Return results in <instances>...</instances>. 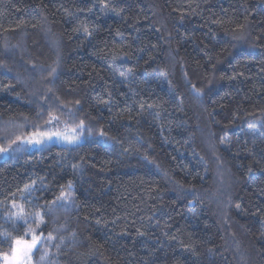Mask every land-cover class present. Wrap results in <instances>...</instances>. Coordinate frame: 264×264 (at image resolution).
<instances>
[{"label": "trees", "instance_id": "obj_1", "mask_svg": "<svg viewBox=\"0 0 264 264\" xmlns=\"http://www.w3.org/2000/svg\"><path fill=\"white\" fill-rule=\"evenodd\" d=\"M81 120L0 159V224L73 183L34 264H264V0H0V145Z\"/></svg>", "mask_w": 264, "mask_h": 264}, {"label": "snow or ice", "instance_id": "obj_2", "mask_svg": "<svg viewBox=\"0 0 264 264\" xmlns=\"http://www.w3.org/2000/svg\"><path fill=\"white\" fill-rule=\"evenodd\" d=\"M104 6L107 7L108 5L105 4ZM84 31L87 32V29L85 28ZM117 34L119 35L120 33ZM54 64L55 66L51 67V70L49 71V78L52 81L55 80L58 74L59 59H57ZM193 90L195 95H202L200 90L195 88H193ZM48 92H51V89H49ZM46 96L47 93L42 99H45ZM79 103V101H76L77 105H79ZM38 115H42V113H38ZM69 115H72L70 110ZM49 116L50 118L45 122L44 126L51 125L59 119L51 113H49ZM16 127L23 128V125H17ZM83 130V120L70 130L71 135L68 134L67 130L65 132L55 131L40 133L35 131L27 134L24 132L16 134L13 130L5 129L3 136L8 142L7 144L0 145V155L22 151L35 145H43L54 138L58 140L63 139L69 144L77 143L81 139L80 133H82ZM98 135L105 137L106 133L100 131ZM109 139L111 138L109 137ZM125 151H127V149H125ZM36 183V181H32L31 183L25 184L24 188L20 190L21 199L26 200L28 204H34L35 201L39 199L32 197V193L37 190L35 187ZM43 190L47 191V186H44ZM192 190L194 191V189ZM72 195L73 183L69 180L67 185L61 186L59 195L55 196L51 201L35 204V207L37 208L36 211H28L25 204L17 203L15 199H12L10 204L8 202H3L4 206L10 207L12 211L5 213L2 217L3 224H0V243L7 241L9 245L8 250L0 251V264H34L33 258L44 244H47L49 249L55 247L58 252L64 243L65 238L59 237L60 244L56 243L58 237L54 233L61 229H53L45 235L44 228L47 227V221L44 217L50 215L57 207H66L67 204L71 202ZM13 196H15V194H13ZM9 228L11 231H9ZM21 228L24 229L22 233L20 232ZM74 236L75 234L73 233V237ZM52 255L53 253L45 250L43 255L40 256V261L35 262V264H40V262L46 260L50 261Z\"/></svg>", "mask_w": 264, "mask_h": 264}, {"label": "rangeland", "instance_id": "obj_3", "mask_svg": "<svg viewBox=\"0 0 264 264\" xmlns=\"http://www.w3.org/2000/svg\"><path fill=\"white\" fill-rule=\"evenodd\" d=\"M63 142H66V141H63ZM3 155H4V154H3ZM3 155H0V159H1V157H2ZM27 210H28V211H36L37 208H36V207H34L33 209H28V208H27ZM10 211H12V209L9 207L8 212H10ZM33 226H34V225H33Z\"/></svg>", "mask_w": 264, "mask_h": 264}]
</instances>
